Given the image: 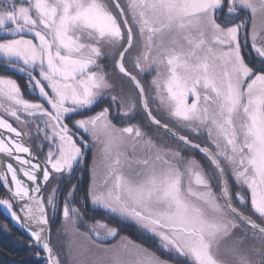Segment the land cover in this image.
I'll list each match as a JSON object with an SVG mask.
<instances>
[{
    "label": "snow or ice",
    "instance_id": "6c2138e0",
    "mask_svg": "<svg viewBox=\"0 0 264 264\" xmlns=\"http://www.w3.org/2000/svg\"><path fill=\"white\" fill-rule=\"evenodd\" d=\"M0 73L43 264H264V0H0Z\"/></svg>",
    "mask_w": 264,
    "mask_h": 264
},
{
    "label": "trees",
    "instance_id": "16d2710c",
    "mask_svg": "<svg viewBox=\"0 0 264 264\" xmlns=\"http://www.w3.org/2000/svg\"><path fill=\"white\" fill-rule=\"evenodd\" d=\"M9 231H3L4 225ZM28 237L13 226L0 211V264H43L34 255V250L26 247Z\"/></svg>",
    "mask_w": 264,
    "mask_h": 264
},
{
    "label": "rangeland",
    "instance_id": "374dc122",
    "mask_svg": "<svg viewBox=\"0 0 264 264\" xmlns=\"http://www.w3.org/2000/svg\"><path fill=\"white\" fill-rule=\"evenodd\" d=\"M2 74V73H0ZM154 74V73H153ZM150 75L148 77H146V79H150ZM130 123H135L136 121H129ZM120 126H124V125H120ZM87 156H88V160L89 162L91 161V157H92V151L89 150L88 153H87ZM84 182L86 183L87 182V175L85 174V177H84ZM0 211L2 212V209H0ZM88 215L93 217L94 219H103V213H100V212H97V213H93L91 211V209L89 208V212H88ZM5 216V215H4ZM6 217V216H5ZM7 218V217H6ZM8 219V218H7ZM9 220V219H8ZM9 222L12 224V222L9 220ZM110 222V221H109ZM60 224V220L57 218L54 222V224L52 225L53 227V238H54V242H55V229L56 227ZM13 225V224H12ZM14 226V225H13ZM134 229H129L127 231L125 230H122V234L124 235H128L130 236L132 239L134 240H137L138 242H143L141 241L140 237L136 234L135 230L133 231ZM81 231H84L83 228H81ZM151 242L148 241L146 242V245L147 244H150Z\"/></svg>",
    "mask_w": 264,
    "mask_h": 264
},
{
    "label": "bare ground",
    "instance_id": "6f19581e",
    "mask_svg": "<svg viewBox=\"0 0 264 264\" xmlns=\"http://www.w3.org/2000/svg\"><path fill=\"white\" fill-rule=\"evenodd\" d=\"M134 231V230H133Z\"/></svg>",
    "mask_w": 264,
    "mask_h": 264
},
{
    "label": "water",
    "instance_id": "95a60500",
    "mask_svg": "<svg viewBox=\"0 0 264 264\" xmlns=\"http://www.w3.org/2000/svg\"><path fill=\"white\" fill-rule=\"evenodd\" d=\"M3 211V210H2Z\"/></svg>",
    "mask_w": 264,
    "mask_h": 264
}]
</instances>
